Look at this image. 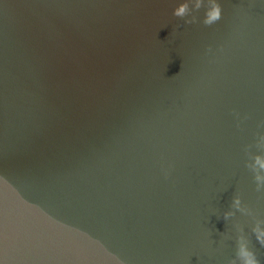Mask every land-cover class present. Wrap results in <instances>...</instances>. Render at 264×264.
Returning a JSON list of instances; mask_svg holds the SVG:
<instances>
[{"label": "water", "instance_id": "water-1", "mask_svg": "<svg viewBox=\"0 0 264 264\" xmlns=\"http://www.w3.org/2000/svg\"><path fill=\"white\" fill-rule=\"evenodd\" d=\"M184 2L0 0V264H264V0Z\"/></svg>", "mask_w": 264, "mask_h": 264}, {"label": "clouds", "instance_id": "clouds-1", "mask_svg": "<svg viewBox=\"0 0 264 264\" xmlns=\"http://www.w3.org/2000/svg\"><path fill=\"white\" fill-rule=\"evenodd\" d=\"M190 3L193 7L190 8ZM205 14L203 19V24L205 26H212L217 23L222 18V8L217 0H207L205 5V0H186V2L180 4L174 9L173 15L177 18L184 19L190 16L194 11H199L201 8H205ZM188 24H193L197 22V17L191 15V19L185 21ZM211 51V49H209ZM234 115L239 120V113H234ZM247 119V117H245ZM261 127H264V122H261ZM239 127V124L237 125ZM253 145H249L245 148L246 154H248L249 162L246 167L253 173L254 182L256 184L257 192H264V135H259L254 147L258 150V154L253 155L250 149ZM165 178H167V173H165ZM232 208L239 211L245 215L252 216L253 213L250 209L242 206L241 199L237 196L232 201ZM235 212L224 213V220H228L230 217L234 216ZM237 231L239 235L237 237V248L235 258L231 261V264H260L256 252L250 247V240L244 234L242 228L237 225ZM252 236L255 238L256 243L261 247H264V220H255L254 227L252 228Z\"/></svg>", "mask_w": 264, "mask_h": 264}]
</instances>
